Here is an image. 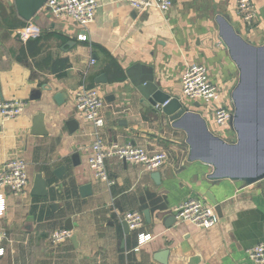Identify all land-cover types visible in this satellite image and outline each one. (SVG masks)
I'll list each match as a JSON object with an SVG mask.
<instances>
[{"label":"crops","instance_id":"1","mask_svg":"<svg viewBox=\"0 0 264 264\" xmlns=\"http://www.w3.org/2000/svg\"><path fill=\"white\" fill-rule=\"evenodd\" d=\"M97 1L87 39L78 40L82 28L71 19L42 7L25 20L14 0H0V102L23 103L17 116L0 115V171L8 160L22 159L29 174L25 192L4 189L6 212L0 225L10 241L0 264H163L155 256L164 250V264H251L247 250L264 243V178L249 185L210 181L211 165L190 154L193 137L199 145L188 131L193 117L173 124L161 106L149 101L144 87L157 83L205 116L216 134L236 140L232 128L214 125L212 102L182 96L180 79L188 64H203L221 101L231 106L238 68L221 41L219 16L247 41L261 45L264 0H251L257 9L251 22L237 14V0H172L164 13L135 10L126 0ZM82 84L96 87L104 99L100 130L77 109L74 93ZM34 90L40 95L32 99ZM57 92L63 95L60 102L54 99ZM38 113L45 134L30 132ZM71 119L77 123L73 129L67 124ZM97 132L105 143L164 152L166 161L150 171L137 162L108 158L105 167L113 183L107 184L88 164ZM61 165L65 170L57 177L53 171ZM37 173L47 181L45 196L30 192ZM85 183L91 192L82 196ZM208 192L221 206L216 224L202 228L173 220L174 207L189 198L210 202ZM136 210L143 223L125 233L123 215ZM67 218L69 237L52 243L51 232L66 229ZM139 232L152 238L135 250Z\"/></svg>","mask_w":264,"mask_h":264},{"label":"built area","instance_id":"2","mask_svg":"<svg viewBox=\"0 0 264 264\" xmlns=\"http://www.w3.org/2000/svg\"><path fill=\"white\" fill-rule=\"evenodd\" d=\"M128 4L139 11L156 9L167 11L172 0H126ZM99 6L97 0H46L45 7L55 17H67L77 23L82 31L76 36L78 40H86V27L94 20L95 12ZM236 12L244 22L255 19L257 9L251 0H237ZM93 63V59L90 60ZM182 96L188 100L212 102L210 108L212 120L217 127L229 128L231 114L230 104L223 103L220 98L219 88L210 80L207 68L201 63H191L186 66L181 74ZM74 100L78 111L83 117L91 121L100 130L104 126L102 109L104 99L100 90L82 84L75 90ZM23 110L20 101H1L0 115L4 118L15 117ZM117 158L123 161H132L143 164L148 170L159 169L166 161L164 152L148 153L145 149L131 144L105 143L97 132L96 138L91 144V154L88 164L94 175L107 184L113 180L105 167L108 158ZM29 186V174L27 165L22 159H12L4 163L0 171V219L6 212V197L4 189L13 194L26 191ZM175 220L178 222H190L202 228L210 227L218 222V215L212 203L199 198H189L173 208ZM129 230H137L143 223L142 214L139 211H128L123 215ZM70 235L67 229H59L51 232L49 240L58 243ZM152 235L147 232L137 233V245L135 250L150 240ZM10 239L6 230L0 225V256L5 253L4 244ZM251 264H264V243H256L247 250Z\"/></svg>","mask_w":264,"mask_h":264},{"label":"water","instance_id":"3","mask_svg":"<svg viewBox=\"0 0 264 264\" xmlns=\"http://www.w3.org/2000/svg\"><path fill=\"white\" fill-rule=\"evenodd\" d=\"M46 0H14L17 14L25 19H31L45 4ZM220 37L227 47L229 54L238 68V80L230 94L231 114L229 127L235 131L236 140H227L216 134L201 113L192 111L187 104L181 102L177 96L172 97L163 91L157 83H146L145 89L150 92L149 101L161 106L164 113L169 116L173 124H179L183 117H193V127L188 126L189 134L194 132L197 136L198 146H195V138L192 139L190 154L193 159H199L211 165L212 171L208 178L213 183L222 179L241 181L249 185L264 178V43L254 45L247 41L224 16H219ZM103 78V76H100ZM144 81V80H143ZM150 81V80H149ZM145 82V81H144ZM152 82V81H151ZM32 99L38 98L39 90H34ZM62 93L57 92L54 99L60 102ZM69 129L77 126L75 120L67 121ZM193 130V131H192ZM32 134H45L43 127V114L34 116L31 130ZM191 141V140H190ZM202 143V144H201ZM73 163H78V154L72 156ZM63 165L54 169L53 173L61 177ZM153 177L157 179L158 173ZM82 196L91 192V186L85 183L80 186ZM31 194L45 196L47 194V181L37 173L34 176ZM209 201L213 204L217 215L221 216V206L213 195L206 193ZM146 220H149L148 210L144 211ZM173 220H175L174 215ZM125 233L129 232L127 222L124 220ZM66 229L71 231L70 218L65 221ZM75 243V235H71ZM167 251H161L155 259L165 263Z\"/></svg>","mask_w":264,"mask_h":264},{"label":"rangeland","instance_id":"4","mask_svg":"<svg viewBox=\"0 0 264 264\" xmlns=\"http://www.w3.org/2000/svg\"><path fill=\"white\" fill-rule=\"evenodd\" d=\"M211 119V118H210Z\"/></svg>","mask_w":264,"mask_h":264}]
</instances>
